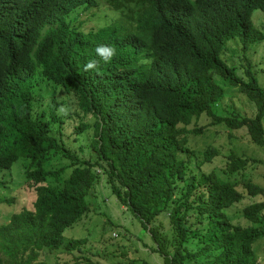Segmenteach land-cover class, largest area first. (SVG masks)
Instances as JSON below:
<instances>
[{
  "label": "trees",
  "instance_id": "obj_1",
  "mask_svg": "<svg viewBox=\"0 0 264 264\" xmlns=\"http://www.w3.org/2000/svg\"><path fill=\"white\" fill-rule=\"evenodd\" d=\"M102 5L117 16L88 31L75 25ZM254 11L264 13V0H0V172L18 161L34 167L25 178L36 195L0 225V264H45L44 250L79 251L81 241L63 246L62 234L91 211L101 177L163 264H258L264 201L244 208L251 226L232 224L224 210L243 198L235 178L250 160L263 161L231 153L222 172L196 173L179 157L189 152L187 133L199 132L187 127L203 115L246 129L264 155V87L249 68L239 77L221 60L229 41L246 50L263 40ZM214 73L254 107L253 117L218 115L224 91ZM50 97L45 119L34 103ZM61 107L93 117L87 160L59 139L72 122ZM84 128L79 122L74 135ZM216 155L208 148L201 164ZM57 158L67 164L51 170ZM241 183L264 198L260 186Z\"/></svg>",
  "mask_w": 264,
  "mask_h": 264
},
{
  "label": "rangeland",
  "instance_id": "obj_2",
  "mask_svg": "<svg viewBox=\"0 0 264 264\" xmlns=\"http://www.w3.org/2000/svg\"><path fill=\"white\" fill-rule=\"evenodd\" d=\"M116 16V13L107 11V7L102 5L98 10L79 13L75 25L79 26L81 30L88 31L91 28L107 24L110 17ZM252 22L254 27L262 34L263 40L246 50L242 48V44L237 39L236 41H229L221 55V60L227 66L234 68L236 75L239 77H243L245 70L249 68L258 83L264 87V13L254 11ZM213 78L224 91V99L221 102L218 115H225L228 112L249 117L255 115L254 107L245 98L241 97L235 88L229 86L215 73ZM52 91L53 87L48 86V92L51 93ZM50 100L51 97L34 103L35 112L38 114L44 113L45 119L50 118V115H48ZM60 112L65 117L72 115V122L59 139H63L64 146L73 155H81L82 150L81 156L84 160H87L94 131L92 117L83 114L81 111L76 113V110L71 107H61ZM220 117L223 116L220 115ZM66 121L67 118L63 120L65 123ZM79 122H82L85 128L82 136L76 137L73 127H76ZM194 128L199 132H190ZM187 130L190 132L186 135V147L189 152L180 154L179 157L185 159L196 173L222 172L226 169L227 158L231 153L256 161H263L261 164L250 166V160L248 168L235 178L239 183L236 189L242 193L243 198L237 204L224 210L226 217L232 224L243 227L251 226V223L243 218L242 212L247 206L264 201V198L248 195L241 181H250L252 184L264 189L263 153L252 144L246 129L231 131L225 125L215 122L210 116L203 115L199 119L193 120ZM208 148H213L217 155L210 162L201 164L202 154ZM21 162L18 161L11 169L0 172V198L4 200V198L16 197V201L11 203H0V225L5 224L12 214H16L22 209H30L35 200V191L32 187H26L30 182H27L25 178V174L34 167L31 166L26 170ZM66 164L67 162L57 158L52 162L51 167L54 170ZM91 198V211L88 215L80 223L67 228L62 234L63 243L65 244L63 246H66L70 241H81L80 250L70 249L68 251L65 247L52 252L44 250L43 253L39 254V262L45 264H74L78 257L84 256L92 264H128L129 261H132L133 264H163L160 255L153 252L152 249L155 245L141 228L138 219L133 218L125 208L118 205L103 177L100 178V183L95 187ZM158 220L165 227L167 226L166 216L162 215ZM261 225L264 229V222ZM253 252L257 263L264 264V238H260L254 243ZM76 263L78 264V262ZM80 264H83V262Z\"/></svg>",
  "mask_w": 264,
  "mask_h": 264
},
{
  "label": "clouds",
  "instance_id": "obj_3",
  "mask_svg": "<svg viewBox=\"0 0 264 264\" xmlns=\"http://www.w3.org/2000/svg\"><path fill=\"white\" fill-rule=\"evenodd\" d=\"M83 114H84V113H83ZM85 115H90V114H85ZM90 116H91V115H90ZM91 117H92V116H91ZM92 118H93V117H92ZM51 170H53V169H51ZM55 170H56V169H55ZM99 183H100V181H99ZM99 183H98V184H99ZM98 184H97V186H98ZM97 186H96V187H97ZM107 186H108V185H107Z\"/></svg>",
  "mask_w": 264,
  "mask_h": 264
}]
</instances>
